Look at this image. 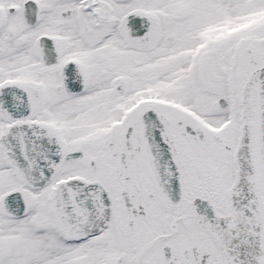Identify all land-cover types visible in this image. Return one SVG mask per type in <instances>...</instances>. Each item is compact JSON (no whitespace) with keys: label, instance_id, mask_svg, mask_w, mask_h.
Segmentation results:
<instances>
[{"label":"snow or ice","instance_id":"obj_1","mask_svg":"<svg viewBox=\"0 0 264 264\" xmlns=\"http://www.w3.org/2000/svg\"><path fill=\"white\" fill-rule=\"evenodd\" d=\"M0 264H264V0H0Z\"/></svg>","mask_w":264,"mask_h":264}]
</instances>
